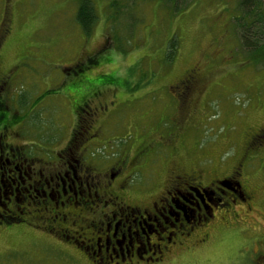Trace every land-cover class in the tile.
<instances>
[{"label": "rangeland", "instance_id": "1", "mask_svg": "<svg viewBox=\"0 0 264 264\" xmlns=\"http://www.w3.org/2000/svg\"><path fill=\"white\" fill-rule=\"evenodd\" d=\"M1 1L0 13L7 5L4 16L11 26L4 64L17 63L10 103L23 122L19 140L27 156L52 162L75 125L71 102H79L90 81L97 87L111 79L116 89L102 91L99 102L117 107L97 123V138L86 143L101 147L97 160L132 156L141 143L156 144L176 123L174 152L166 155L157 146L164 153L129 175L136 193L132 206L146 208L173 167L198 169L206 185L241 162L256 207L247 215L239 205L236 212L256 231L257 224L264 228V140L244 156L249 137L264 127V65L245 59L240 48L231 22L235 0H184L187 6L179 3L177 10L163 0H115L120 13L113 0H90L96 22L89 33L76 20L79 0ZM193 69L199 82L187 106L177 110L170 87ZM22 222L0 225V264H84L72 245ZM151 224L144 217L142 227ZM238 232L240 239L253 241L249 230ZM206 233L204 248L181 253L173 264H227L231 253L247 254L233 234Z\"/></svg>", "mask_w": 264, "mask_h": 264}, {"label": "flooded vegetation", "instance_id": "2", "mask_svg": "<svg viewBox=\"0 0 264 264\" xmlns=\"http://www.w3.org/2000/svg\"><path fill=\"white\" fill-rule=\"evenodd\" d=\"M7 2L10 0L1 4ZM6 6L0 13V225L24 221L72 245L84 264H173V258L181 253L204 248L210 230L233 234L239 247L246 249L245 255L231 253L227 264H264L263 226L257 224L260 231H256L236 212L239 205L247 215L256 207L255 191L243 179L241 162L228 176L212 177L206 185L198 169L173 167L146 208L132 206L136 193L129 175L152 156L164 153L157 146L164 148L166 155L174 152L171 143L176 123L172 121L171 129L158 136L156 144L141 143L132 156L123 153L110 161L97 160L96 151L101 147H86V143L97 138V123L117 107L113 101L99 102L102 91L116 89L110 83L102 81L96 87L90 81L79 102H71L75 125L52 162L27 156L19 140L23 122L10 103L17 63L5 66L3 59L11 34L10 21L4 16ZM80 59L77 63H82ZM198 75L193 69L170 87L175 109L189 102ZM263 140L264 127L249 137L244 156ZM151 184L144 191L151 189ZM144 217L153 224L142 227ZM239 229L249 230L253 241L240 239Z\"/></svg>", "mask_w": 264, "mask_h": 264}, {"label": "trees", "instance_id": "3", "mask_svg": "<svg viewBox=\"0 0 264 264\" xmlns=\"http://www.w3.org/2000/svg\"><path fill=\"white\" fill-rule=\"evenodd\" d=\"M163 1L175 10H177L179 3L183 4H180L182 7L187 6L189 2L184 0ZM118 5L113 0L112 7L116 12L121 10ZM76 20L83 32L89 33L91 31L96 22V15L90 0L78 1ZM231 20L232 26L238 34L240 48L246 56H244L245 59L250 60L255 65H264V0H235V8ZM174 39L173 37L169 43L167 58L170 61L176 50V40ZM104 83L114 85L117 82L110 79L109 81L104 80Z\"/></svg>", "mask_w": 264, "mask_h": 264}]
</instances>
